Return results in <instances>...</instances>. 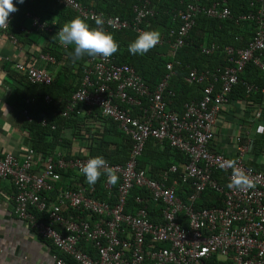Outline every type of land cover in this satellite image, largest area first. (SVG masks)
Returning <instances> with one entry per match:
<instances>
[{
    "label": "built area",
    "instance_id": "2783aa9c",
    "mask_svg": "<svg viewBox=\"0 0 264 264\" xmlns=\"http://www.w3.org/2000/svg\"><path fill=\"white\" fill-rule=\"evenodd\" d=\"M52 1L86 22L101 19L105 31L129 29L136 37L147 31L144 23L154 15L150 0H136L130 19L105 16L77 0ZM200 13L211 19L232 18L226 0H191L177 12L179 26L166 36L159 34L155 46L165 42L169 55L173 56L186 44ZM16 14L17 11L10 13L8 23L0 24V33L10 30ZM25 18L30 26L20 28L19 35L55 30V22L48 23L30 13H25ZM239 20L254 24L251 40L243 48L225 47L222 51L226 65L223 67L203 71L189 69L190 80L203 88L201 99L184 103L181 114L168 109L175 97L169 85L172 63L166 65L167 74L152 91L134 68L117 64L112 56H93L86 61L79 85L59 115L68 119L96 109L130 138L127 161L124 164L107 162L119 177L115 190L102 174L105 176L102 186L113 197L112 204L93 196L80 183L72 189L57 190L52 201L42 197V193L55 190V182L61 179L60 172L82 175L80 169L88 159L65 158L56 153L34 171L32 148L20 158L13 154L0 157V180H9L15 190L14 214L36 237L57 250L55 264H66L63 258L75 264H264V170L245 164L243 158L249 150V142L238 148L234 158L217 154L210 148L218 113L229 104V96L246 66L253 65L264 79V0H252L249 11L236 22ZM9 41L18 45L15 36H9ZM199 49L201 54L209 56L216 53L218 47L200 45ZM38 60L51 65L56 63L46 53H40ZM13 68L31 83L49 85L52 81L51 74L39 66L16 63ZM243 85L247 94L260 91L264 96V87L246 82ZM122 105L137 110V115L131 116ZM21 114L27 123L31 122L27 110L23 109ZM39 122L46 125L45 119ZM50 128L53 130L55 126L50 125ZM149 140L167 142L187 158L179 175L181 183L190 186L187 203L176 195L177 181L167 186L168 176L176 173V166L163 171L158 180L148 178L143 170L137 169V160ZM234 168L249 178L252 187L242 190L228 187ZM220 171L226 175L223 187L212 178L214 172ZM134 189L143 191L148 198L136 196V208L131 213L126 207ZM206 189L217 193L223 206L195 211L192 203ZM152 203L161 205L159 222H153L149 214L148 206ZM67 213L69 216H65Z\"/></svg>",
    "mask_w": 264,
    "mask_h": 264
},
{
    "label": "trees",
    "instance_id": "16d2710c",
    "mask_svg": "<svg viewBox=\"0 0 264 264\" xmlns=\"http://www.w3.org/2000/svg\"><path fill=\"white\" fill-rule=\"evenodd\" d=\"M83 6L102 13L105 16H119L122 19H130L132 17V8L136 0H92L84 2L77 0ZM216 1V0H212ZM232 18L226 20L211 19L200 13L195 18V25L191 29L186 38V44L178 49L173 56H170L169 46L163 42L159 46H154L145 55H130L127 51L128 45L136 38V33L132 30L107 31L112 34L118 49L111 56L117 64H126L135 69L137 75L144 81L150 90H154L167 74L166 65L173 64V76L170 80V89L174 91L175 97L170 102L168 109L182 112L184 103L201 99L203 86L190 80L188 71L190 68H197L200 71L209 69L213 70L217 67L226 65L223 49L232 47L234 49L243 48L254 33V24L250 21L239 20L237 18L245 15L249 11V4L252 0H226ZM191 0H150V8L154 11L153 17L148 18L144 23L147 31L159 30L165 36L172 29L179 26L177 12L184 9L185 5ZM210 4V2L208 3ZM17 14L10 26L9 32L14 33L20 46L25 44V40L34 42L38 36L46 39V49L40 53H46L52 56L57 62V71L52 75V81L49 85L31 83L25 76L18 75V83L21 84L22 90L16 97L17 111L27 110L31 118L30 123H26V130L29 133L32 148L35 152V158L43 159L53 154V149L60 144L64 150L65 158H85L90 159L95 156H102L111 164H124L129 156L131 140L123 132L120 131L117 124L109 119L102 117L98 110L93 109L87 115L70 116L68 119L59 115L63 104H65L72 96L73 92L79 85L89 56L85 55L80 59L72 57V46H61L56 34L66 23L77 17L72 11L55 4L52 0H25L21 4H15ZM25 13L36 15L41 20L48 23L55 22V30L53 32H35L19 35L17 32L20 28H29L30 22L25 18ZM92 27H96L95 22H87ZM215 45L218 50L213 55H203L200 52L201 46ZM32 52V51H31ZM38 53V58L39 54ZM37 58V59H38ZM39 61V60H38ZM71 65L69 68L67 65ZM41 68V67H40ZM43 69V68H42ZM44 70V69H43ZM72 81L77 86L73 88ZM243 82L252 83L259 88L264 87V79L259 71L251 64H248L240 75V82L234 86L229 100H240L250 98L254 95L263 96L260 91L247 94ZM74 89V90H73ZM47 98V99H46ZM63 103V104H62ZM124 109L133 117L137 115V110L122 105ZM19 113V114H20ZM45 119L46 125H42L39 120ZM50 125H54L52 130ZM71 129V138L68 140L61 138V130L63 128ZM82 142L86 153L72 155L70 147L74 142ZM162 147L158 155H151L154 150L151 145ZM3 157V156H0ZM163 159V160H162ZM160 160L164 163H160ZM155 161V162H154ZM154 162V163H153ZM186 164L187 158L171 148L167 142L159 143L149 140L141 157L137 160V169H147V174L152 178L159 172L167 171L171 166L177 163ZM150 164V166H147ZM180 170L175 174H171L167 186H170L173 179L177 177L178 185L175 189L176 195L183 201L188 202L191 193L189 183H181L179 178ZM61 179L55 182V190L42 193V197L52 201L59 189H72L73 185L67 182L69 177L77 178L78 175L73 172H60ZM104 175L98 179L95 185H89L83 175H80L76 183L86 186L88 192L92 195L109 203H113V197L104 191L102 181ZM212 178L216 180L218 185L224 186L226 175L223 172H214ZM159 179V178H158ZM156 178V180H158ZM75 183V182H74ZM113 185L112 189L115 190ZM136 196L147 195L138 189H134L128 198L126 211L134 212V198ZM223 205L217 193L210 189H206L197 201H193L192 207L195 211L202 209H210L212 207L221 208ZM160 204H150L148 206L149 214L153 222L160 221L159 210ZM45 216V214L43 215ZM84 248V245H80ZM158 247H166L159 245ZM93 254L90 248L86 249ZM66 264H75L67 258H63Z\"/></svg>",
    "mask_w": 264,
    "mask_h": 264
},
{
    "label": "crops",
    "instance_id": "0c3cea01",
    "mask_svg": "<svg viewBox=\"0 0 264 264\" xmlns=\"http://www.w3.org/2000/svg\"><path fill=\"white\" fill-rule=\"evenodd\" d=\"M91 1L84 0L86 3L90 2L88 4H92ZM86 7L89 8L90 6ZM155 31L158 32L159 30ZM14 34L15 32L9 31L0 33V156L13 154L20 158L32 143L26 130L27 122L22 114L17 111L16 97L22 87L17 81L20 74L14 70L13 66L16 63L39 66L52 75H55L58 67L57 62L51 65L41 63L37 59L38 53L46 49L45 38L38 36L34 42L25 40V44L22 46L19 43L15 46L9 41V36H15ZM67 66L71 68V65L68 64ZM71 83L75 89L76 82L72 81ZM176 113L178 112L176 111ZM213 134L214 139L210 144L212 151L227 158H234L238 148L249 142V150L243 158L245 164L264 170V96L254 95L246 99L229 101V104L223 106L218 113ZM61 138L66 140L71 138V129L63 128ZM155 145L156 143L151 145L154 149L151 152L153 156L162 151L161 146ZM70 150L75 156L86 153V149L80 141L72 143ZM53 151L52 155L64 152L60 144H57ZM38 158H35L32 163L34 171L39 170L41 160H43ZM160 163L164 162L160 160ZM173 166L180 170V175L184 163L180 162ZM143 171L148 178L154 180L162 174L159 172L152 178L147 174V169ZM79 176L76 179L69 177L65 183L75 187ZM171 176L173 175L168 176L167 182L171 181L169 180ZM173 180L178 182L177 177ZM14 194L15 190L11 182L0 180V264H55L54 257L59 255L57 250L49 242L36 237L26 224L14 214ZM65 216H69V213Z\"/></svg>",
    "mask_w": 264,
    "mask_h": 264
},
{
    "label": "clouds",
    "instance_id": "9594fccd",
    "mask_svg": "<svg viewBox=\"0 0 264 264\" xmlns=\"http://www.w3.org/2000/svg\"><path fill=\"white\" fill-rule=\"evenodd\" d=\"M25 0H15V4H23ZM17 11L14 0H0V24H7L10 13ZM102 20L96 19V27H92L80 17H75L66 23L56 34L62 46H72V57L80 59L89 57H109L118 49L111 33L102 27ZM159 41V33L154 30L142 31L128 45L130 55H145ZM81 174L89 185H95L102 174L106 175L107 183L115 185L119 177L107 166L102 156H95L80 169ZM229 188L244 189L252 187L249 178L239 169L234 168Z\"/></svg>",
    "mask_w": 264,
    "mask_h": 264
}]
</instances>
